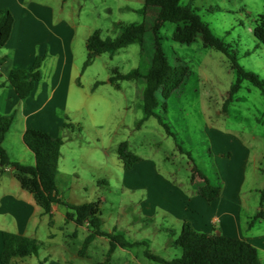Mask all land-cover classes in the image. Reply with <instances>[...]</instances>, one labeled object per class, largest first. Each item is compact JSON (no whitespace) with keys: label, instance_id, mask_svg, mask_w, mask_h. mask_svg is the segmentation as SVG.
Wrapping results in <instances>:
<instances>
[{"label":"rangeland","instance_id":"1","mask_svg":"<svg viewBox=\"0 0 264 264\" xmlns=\"http://www.w3.org/2000/svg\"><path fill=\"white\" fill-rule=\"evenodd\" d=\"M35 1L52 7L56 17H62L76 31L72 47L81 86L73 85L67 106L58 115L71 124L64 128V136L72 137L67 147L74 145L77 151L65 150L68 160H63V174L57 176L60 195L71 204H98L103 230L121 233L130 242H147L129 248L119 246L109 260L110 240L98 237L87 255L80 256L77 253L89 231L68 220L60 208L54 212L52 223H48V215L41 222L37 233L41 255L71 264H160L145 256L147 248L169 260L180 257L182 248L174 241L182 225L173 208L180 202L178 191L190 198L191 191L203 182L199 177L193 180L194 167L214 185L226 178L238 187L243 180L244 222L251 211L264 207V94L243 80L225 106L238 73L224 52L205 45L201 34L190 44L175 41L177 25L166 22L160 30L164 51L173 66L187 67L188 75L168 99L158 92L167 110L161 103L157 112L172 134L154 116L138 127L144 117L146 80L119 81V89L109 78L117 70L127 73L139 68L145 72L150 68L153 31L146 33L144 46L134 43L115 53L100 54L87 66L86 44L95 33L102 38L115 37L121 24L153 23L157 8L145 12L144 0ZM191 1L181 0V4ZM128 6L135 10H125ZM193 6L236 54L239 64L264 79V45L253 32L256 18L264 14V0H195ZM124 141L143 160L128 172L117 153ZM88 153L93 159L91 166L85 158ZM145 200L146 205L153 204V216L145 215ZM159 203L164 207H157ZM249 224L254 225L253 233H264V220L252 217ZM259 256L264 263V252Z\"/></svg>","mask_w":264,"mask_h":264},{"label":"trees","instance_id":"2","mask_svg":"<svg viewBox=\"0 0 264 264\" xmlns=\"http://www.w3.org/2000/svg\"><path fill=\"white\" fill-rule=\"evenodd\" d=\"M194 1L183 5L181 0H145V12L150 7L157 8V16L153 23L121 24L120 31L115 37L102 38L99 33H95L87 40L88 55L85 66L90 65L100 54L115 53L134 43L144 46L146 33L149 30L153 31L155 42L150 68L145 72L135 68L124 74L115 71V75L110 78V81L117 87L121 80L141 78L146 80L147 86L143 102L144 117L138 127L154 116L159 119L167 132L172 134L163 116L157 112L161 103L164 110H167L166 102L159 99L158 92H161L165 100L168 99L183 84L188 75L187 67L173 66L164 51L160 30L166 22H174L177 25L173 34L175 41L190 44L201 34L205 45L224 52L230 58L232 67L238 73V78L231 87L225 106L233 100V95L240 89L243 80L250 81L264 94V79L239 64L236 54L231 53L228 45L212 31L207 22L202 20L197 13L198 9L193 6ZM12 25L13 16L10 10L0 9V48L9 39ZM253 32L255 38L264 45V14L258 15L256 18ZM3 60H0V63ZM41 63L42 59L38 58L32 68L15 69L9 73L7 84L16 90L20 99L24 100L31 94L34 79L39 72ZM14 119L15 114H0V165L2 167L11 166L16 170L21 186L34 195L45 214L52 217L53 205L56 203L65 204L72 210L67 213L68 218H75L77 225L88 223L91 231L79 251L80 256L87 254L90 244L97 236H107L110 239L111 247L108 250L107 259L111 257L118 246L130 247L136 244H147L146 241L130 242L121 233L103 230V219L99 214L98 204L93 202L71 204L62 199L57 186L61 147L64 143L62 137H54L45 131L28 128L24 132V143L34 153L36 162L34 165H24L13 161L3 147V142ZM180 150L184 152L182 148ZM118 154L127 170L141 160L140 156L130 150L127 141L119 145ZM196 175L204 181L199 188V193L208 200L215 199L220 192V186L212 184L202 171L194 167L193 179ZM261 203L262 205L264 203V187L261 191ZM255 219H264V207L257 213ZM174 243L182 248L180 257L169 260L151 252L149 248L145 250V256L161 264H264L257 247L251 242L223 234L200 232L189 222L183 224L182 231ZM40 247L41 244L36 238L4 231L1 262L11 264L15 257L38 255Z\"/></svg>","mask_w":264,"mask_h":264},{"label":"crops","instance_id":"3","mask_svg":"<svg viewBox=\"0 0 264 264\" xmlns=\"http://www.w3.org/2000/svg\"><path fill=\"white\" fill-rule=\"evenodd\" d=\"M0 9L10 10L13 16L9 39L0 48V60L4 59L0 63V114H15V120L6 134L3 147L13 161H18L24 165H34L36 162L35 155L24 143V132L28 128H35L54 137H62L64 143L61 147L60 169L57 173V176H60L63 174L65 165L63 160H68L64 155L65 150L69 149L73 154L77 151L74 145L67 147L72 137L65 138L64 136L66 135L64 128L71 126V124L65 123L63 119L60 120L61 117L58 115V111H64L67 106L68 96L73 85L81 86L77 79L76 69L78 65L72 47L76 31L62 17L57 18L52 7L40 4L35 0H0ZM125 10L132 11L135 9L128 6ZM38 58L42 59V63L34 79L33 90L26 99L22 100L16 90L7 84L9 73L15 69L32 68ZM119 73L124 74V72ZM110 78L109 82L112 83ZM118 84V88L121 89L119 82ZM88 155L89 153L85 155V158L90 164L93 159L89 158ZM140 162H143L142 158L131 169L136 168ZM148 162L152 164L153 161L149 160ZM131 169L125 170L128 172ZM157 174L162 182L169 184L160 173ZM196 177L198 176L196 175L193 180ZM203 183L204 181L200 186ZM200 186L195 192L190 190L192 192L190 198L187 197L188 194L185 195L181 190L178 191V193L181 192L183 201L179 198L180 202L176 204L173 210L176 211L177 219L182 227L185 222H189L200 232L219 233L228 237L245 239L257 247L259 255L260 251L264 252V233H253L252 227L254 225L249 224L251 218H255L262 207L257 208L255 212L251 211L245 222L241 216L245 204L243 180L238 187H234L230 180L223 178L219 183L220 192L213 200H208L199 193ZM60 196L64 199L62 195ZM65 201L67 202V200ZM147 201H141L143 210L146 211L147 217L153 216L154 212L151 211H155V208H153V204L146 205ZM158 206L164 207L160 203L157 204ZM58 209L64 212L68 220L76 223L75 218L67 217V213L72 211L67 205L54 204L52 213L54 214ZM47 215L50 218L48 223H52L53 216L45 214L34 195L21 186L16 170L11 166L2 167L0 165V264H3L1 262L3 232L21 234L38 240L37 233L41 222L46 220ZM79 226H85L90 233L91 229L88 223ZM98 237L103 236H97L94 241ZM79 251L78 255H80ZM42 262L45 264H71L62 258L43 256L40 254V250L38 255L15 257L11 264H42Z\"/></svg>","mask_w":264,"mask_h":264},{"label":"water","instance_id":"4","mask_svg":"<svg viewBox=\"0 0 264 264\" xmlns=\"http://www.w3.org/2000/svg\"><path fill=\"white\" fill-rule=\"evenodd\" d=\"M217 235H220L219 233H217Z\"/></svg>","mask_w":264,"mask_h":264}]
</instances>
